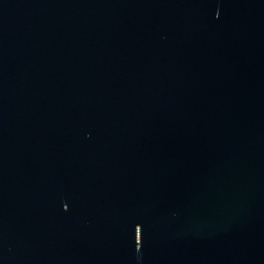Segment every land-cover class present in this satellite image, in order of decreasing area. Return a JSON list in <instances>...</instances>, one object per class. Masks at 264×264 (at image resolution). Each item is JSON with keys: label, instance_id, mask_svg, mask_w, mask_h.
<instances>
[{"label": "water", "instance_id": "95a60500", "mask_svg": "<svg viewBox=\"0 0 264 264\" xmlns=\"http://www.w3.org/2000/svg\"><path fill=\"white\" fill-rule=\"evenodd\" d=\"M0 264H264V0H0Z\"/></svg>", "mask_w": 264, "mask_h": 264}]
</instances>
